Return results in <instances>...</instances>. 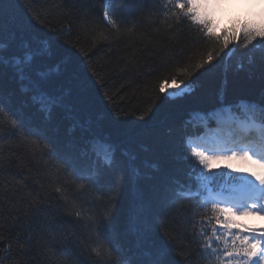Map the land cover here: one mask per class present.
<instances>
[{"label": "snow or ice", "instance_id": "1", "mask_svg": "<svg viewBox=\"0 0 264 264\" xmlns=\"http://www.w3.org/2000/svg\"><path fill=\"white\" fill-rule=\"evenodd\" d=\"M146 2L102 0V20L98 23L84 16L81 30L93 47L120 42L131 46L140 25L134 12ZM154 2L159 11L151 24L160 20L168 30L173 25H186L194 50L186 56H165L159 75L144 85L145 90L151 87L157 99H175L191 92L195 74L218 67L227 70L236 57L240 58L236 68L245 70L246 59L248 71L259 83L254 98L236 103L222 99L207 115L194 114L187 122L194 130L180 134L183 178L175 169L165 170L154 187L156 200L165 208L190 202L191 212L185 213L182 223L191 227L165 231L161 240L149 220L142 228H132L137 236L134 245L126 248L120 243L108 207L111 198L105 199L102 184L121 166L116 146L85 135L81 140L73 136L58 149L47 135L53 114L67 109L68 93L60 77L70 71L71 62L54 52L46 39H29L0 29V264H33L36 255L29 221L47 211L45 202L51 206L53 199L58 210L73 218L74 225L71 236L65 234L67 241L62 247L53 251L58 239L53 236V244L44 254L46 258L59 254L63 258L60 264H176L170 258L173 252L183 258V264H264V224L250 226L240 219H264V8L259 13L249 12L245 19H234L227 15V0ZM255 2L264 4V0ZM114 3L127 14L122 11L117 18ZM32 18L39 20L38 15ZM70 30V26L61 28ZM156 72L153 68L149 74ZM6 96L23 98L40 114L41 123L30 126L12 118L4 102ZM72 119L69 133L74 134L80 121ZM13 136L17 147L23 149L15 163L11 157L16 153L3 146ZM135 159L133 156L128 161L129 176L138 184L141 174ZM26 161H43V166L30 174V168L25 171ZM234 161L240 166H234ZM151 167L161 171L158 163ZM40 171L45 173L44 183H40ZM139 199L143 201V196ZM189 235L191 239L184 243ZM192 245L198 246L195 259ZM69 251L71 255H66Z\"/></svg>", "mask_w": 264, "mask_h": 264}, {"label": "trees", "instance_id": "2", "mask_svg": "<svg viewBox=\"0 0 264 264\" xmlns=\"http://www.w3.org/2000/svg\"><path fill=\"white\" fill-rule=\"evenodd\" d=\"M58 3L63 7L55 8ZM113 8L117 18L122 11L127 14L115 3ZM249 8L246 5L241 7V11L232 18H247L251 12ZM158 11L159 4L154 0L137 6L134 16L140 25L131 46L120 42L93 47L80 24L84 16L98 23L102 20V0H4L0 4V29L5 33L24 34L29 39L33 36L46 39L54 52L62 53L64 61L71 62L70 71L60 77L63 89L68 93L67 109L54 113L48 122L49 140L62 149L73 136L81 140L88 135L116 146L121 166L106 176L102 184L105 199L111 198L108 207L112 211L117 237L126 248L134 245L137 238L132 228H142L149 220L155 236L161 240L165 231L180 232L191 227L182 223L185 213L191 212L190 202L180 201L172 208H165L154 195V187L163 178L165 170L175 169L176 174L183 178L185 166L180 159V134L185 129L194 130L187 124L194 114L207 115L220 106L222 99L236 103L242 98H254L259 92L258 79L248 71L247 60L244 59L245 70L236 68L239 57L230 62L227 70L223 67L211 72L201 70L192 77L191 92L175 99H157L151 87L145 90L144 85L159 75L161 60L165 56H186L194 50L192 34L186 25H173L168 30L160 20L151 24ZM252 13H256L255 10ZM37 15L39 20L32 18ZM69 26L70 31H61V28ZM78 37L79 44L76 43ZM153 68L157 72L150 75ZM4 102L12 118L30 126L41 123L40 114L23 98L9 99L6 96ZM73 117L80 123L71 134L69 129L72 128ZM16 141L13 136L3 142L6 150L16 153L11 157L14 163L23 154ZM133 156L141 174L138 184L133 183L129 176L128 161ZM26 163L25 171L30 168V174H36L43 166V161ZM154 163L160 165L161 171L153 170L151 165ZM39 175L42 177L40 183H44L45 173L40 171ZM33 187L40 191L38 184ZM140 195L143 201L139 199ZM45 207L47 211L38 213L29 221L36 255L33 264H60L63 258L59 254L47 258L44 254L53 244V236L58 238L53 251L66 243L65 234L71 236L74 229L73 218L58 210L54 199L51 206L45 202ZM190 239L191 236H187L184 243ZM71 247L75 248V243ZM197 247L192 245L193 259L196 258ZM66 255H71V252ZM170 258L176 264H183V258L177 252L171 253Z\"/></svg>", "mask_w": 264, "mask_h": 264}, {"label": "rangeland", "instance_id": "3", "mask_svg": "<svg viewBox=\"0 0 264 264\" xmlns=\"http://www.w3.org/2000/svg\"><path fill=\"white\" fill-rule=\"evenodd\" d=\"M237 0H227L225 4V8L227 9V15L230 16L232 11H234L237 8V5L235 3ZM223 26V25H222ZM234 166H240L238 162H232ZM241 222L248 223L249 225L251 224H261L264 223V219L261 218H240Z\"/></svg>", "mask_w": 264, "mask_h": 264}, {"label": "bare ground", "instance_id": "4", "mask_svg": "<svg viewBox=\"0 0 264 264\" xmlns=\"http://www.w3.org/2000/svg\"><path fill=\"white\" fill-rule=\"evenodd\" d=\"M201 115V114H200ZM204 115V114H203ZM186 130V129H185ZM189 131V130H188ZM190 132V131H189Z\"/></svg>", "mask_w": 264, "mask_h": 264}]
</instances>
